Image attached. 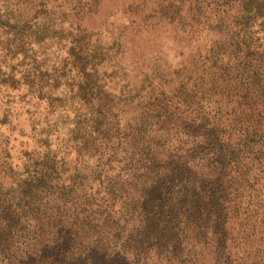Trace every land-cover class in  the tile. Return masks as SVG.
Listing matches in <instances>:
<instances>
[{
	"label": "trees",
	"instance_id": "16d2710c",
	"mask_svg": "<svg viewBox=\"0 0 264 264\" xmlns=\"http://www.w3.org/2000/svg\"><path fill=\"white\" fill-rule=\"evenodd\" d=\"M99 1L0 0V264H264V0Z\"/></svg>",
	"mask_w": 264,
	"mask_h": 264
},
{
	"label": "rangeland",
	"instance_id": "374dc122",
	"mask_svg": "<svg viewBox=\"0 0 264 264\" xmlns=\"http://www.w3.org/2000/svg\"><path fill=\"white\" fill-rule=\"evenodd\" d=\"M121 1L122 0H100L93 9L94 12L86 17L84 24H88L90 28L99 30L105 21L112 17L114 13L117 14L116 9L121 4ZM26 9L27 8L24 6L22 11L24 12ZM136 112L134 105H131V107L127 109L126 114L131 117L134 116Z\"/></svg>",
	"mask_w": 264,
	"mask_h": 264
}]
</instances>
